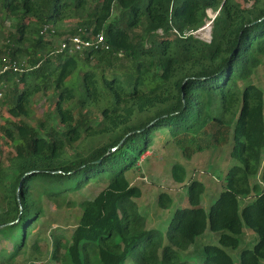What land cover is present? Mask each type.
<instances>
[{
	"label": "trees",
	"instance_id": "obj_1",
	"mask_svg": "<svg viewBox=\"0 0 264 264\" xmlns=\"http://www.w3.org/2000/svg\"><path fill=\"white\" fill-rule=\"evenodd\" d=\"M208 10L211 41L183 37L206 25ZM45 25L56 31L49 39ZM80 29L110 49L58 53L55 38ZM4 57L31 70L0 76V118L1 105L11 118L0 130L14 150L7 165L0 158V264L28 253L49 264H188L182 254L207 232L218 245L203 247L202 264H236L228 250H239L245 228L257 240L238 264H264V91L251 83L264 66V0H0V66ZM50 93L54 113L27 122L34 98ZM162 132L187 160L230 146L234 161L209 213L205 184L173 164L189 207L165 234L148 227L142 188L127 178ZM92 184L105 187L79 204L71 238L53 232L29 248L43 200L70 207ZM157 204L169 210L173 199L163 192Z\"/></svg>",
	"mask_w": 264,
	"mask_h": 264
},
{
	"label": "rangeland",
	"instance_id": "obj_2",
	"mask_svg": "<svg viewBox=\"0 0 264 264\" xmlns=\"http://www.w3.org/2000/svg\"><path fill=\"white\" fill-rule=\"evenodd\" d=\"M16 22L15 17L9 18L6 21V27L9 31L15 32L12 25ZM209 20L207 21V23ZM206 23V24H207ZM55 44L60 42V39L54 40ZM251 83L260 87L264 91V66L260 67ZM52 93L48 95L39 94L34 98L32 109L34 112V120H26L31 124L36 122L50 113H54V101H52ZM5 98L0 99L3 102ZM0 125L5 126L7 120H11L8 114V106L1 105ZM0 158L3 164H8L11 155L14 153L13 148L8 144L7 139L0 130ZM183 164L187 171V180H201L206 186V194L204 196L203 206L208 211L210 206L217 200L218 194L224 187V177L234 161L230 158V146L222 147L217 150L205 151L194 155L191 160L183 157L181 150L171 141L167 132L158 133L153 146L148 153L142 157L139 162V168L134 172L127 174L139 185L143 191V197L137 200L140 207V212L148 220V225L155 228L162 234L168 228L170 219L174 215L177 207H189V201L186 195V188L180 184H176L171 175V169L174 163ZM259 182L254 180L253 183ZM104 185L92 184L82 192L69 196L73 205L70 207H58L54 203L44 199L42 202L43 217L36 225L32 236L27 245L29 248L37 241L41 240L40 246H44L45 242H51L53 232L63 234L67 239L71 238L72 232L77 227V224L82 216V210L79 204L82 201L94 198L100 191L104 189ZM161 192L169 193L174 205L170 211L161 210L158 207L157 199ZM1 195V190H0ZM253 198L243 199L240 205L243 207ZM1 202V199H0ZM197 240L192 247L190 255L182 254L183 259L189 261L190 264H201L203 260V247L206 245H217V237L214 233H208ZM206 236H212L211 238ZM215 237L216 239L214 240ZM257 237L252 230L245 228L242 238V244L239 250H228L236 264L239 261V251L242 248L252 249ZM264 263V262H263ZM16 264H49L46 261H35L29 255H21L18 257Z\"/></svg>",
	"mask_w": 264,
	"mask_h": 264
},
{
	"label": "built area",
	"instance_id": "obj_3",
	"mask_svg": "<svg viewBox=\"0 0 264 264\" xmlns=\"http://www.w3.org/2000/svg\"><path fill=\"white\" fill-rule=\"evenodd\" d=\"M209 22L202 28L194 31L188 30L183 33V37L187 38L189 36H194L197 39H200L205 42L211 41V28L213 20L216 18V13L212 10L207 11ZM206 26H210V34L205 37V32L203 29ZM56 33L55 29L50 25H45L41 30V35L46 38H51ZM93 29L90 31L79 30V33L73 36H69L67 40H62L58 44V53L68 52L69 54H83L84 52L90 51H108L110 46L106 43L105 37L103 34L92 35ZM31 70V66L28 63V60H17L10 57H4L2 59V64L0 66V76L8 72H28ZM4 84V83H2ZM3 96L0 93V98Z\"/></svg>",
	"mask_w": 264,
	"mask_h": 264
},
{
	"label": "crops",
	"instance_id": "obj_4",
	"mask_svg": "<svg viewBox=\"0 0 264 264\" xmlns=\"http://www.w3.org/2000/svg\"><path fill=\"white\" fill-rule=\"evenodd\" d=\"M176 163H177V162H176ZM174 164H175V163H174ZM225 175H226V174H225ZM127 178H128V180L131 182L132 185H136V184H135V181H134L132 178H130L128 175H127ZM200 181H201V180H200ZM187 182H188V180H187ZM176 184H177V183H176ZM180 185H182V184H180ZM137 186H139V185H137ZM182 186H184V185H182ZM184 187H185V186H184ZM206 191H207V190H206ZM161 193H163V192H161ZM161 193H160V194H161ZM165 193H167V192H165ZM220 193H221V192H220ZM220 193L218 194V196H217L216 198L219 197ZM167 194H169V193H167ZM205 194H206V192H205ZM205 194H204L203 197H202V207L204 208V210H205L207 213H209L210 209L207 211L206 208L203 206V202H204V196H205ZM169 195H170V194H169ZM158 196H159V195H158ZM170 196H171V195H170ZM171 197H172V196H171ZM172 199H173V198H172ZM215 201H216V200H215ZM173 205H174V200H173ZM173 205H172V207H171L169 210H166V211H170V210L173 208ZM210 207H211V206H210ZM178 208H181V207H177V209H178ZM185 208H188V207H185ZM177 209H176V210H177ZM176 210H175V211H176ZM175 211H174V213H175ZM172 217H173V216H172ZM171 219H172V218H171ZM171 219H170V220H171ZM147 225H148V220H147ZM168 225H169V224H168ZM148 227L151 228V229H155V228L150 227L149 225H148ZM166 231H167V230H166ZM166 231H165V233H166ZM244 231H245V229H244ZM165 233H164V234H165ZM208 233H210V235H211V232H207L205 235H209ZM205 235H204V236H205ZM206 237L211 238L212 236H206ZM213 238H214V240L216 239L215 237H213ZM217 242H218V241H217ZM217 245H218V243H217ZM217 245H215V246H217ZM192 250H193V248H192L189 252L184 253V255H187V256L190 255V253L192 252ZM188 264H190V263H188ZM201 264H202V263H201Z\"/></svg>",
	"mask_w": 264,
	"mask_h": 264
},
{
	"label": "bare ground",
	"instance_id": "obj_5",
	"mask_svg": "<svg viewBox=\"0 0 264 264\" xmlns=\"http://www.w3.org/2000/svg\"><path fill=\"white\" fill-rule=\"evenodd\" d=\"M203 31L205 32V37H207L210 34V26H206Z\"/></svg>",
	"mask_w": 264,
	"mask_h": 264
},
{
	"label": "water",
	"instance_id": "obj_6",
	"mask_svg": "<svg viewBox=\"0 0 264 264\" xmlns=\"http://www.w3.org/2000/svg\"><path fill=\"white\" fill-rule=\"evenodd\" d=\"M211 30H212V28H211Z\"/></svg>",
	"mask_w": 264,
	"mask_h": 264
}]
</instances>
